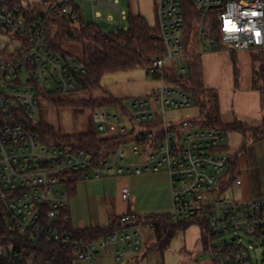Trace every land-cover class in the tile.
Masks as SVG:
<instances>
[{
	"label": "built area",
	"instance_id": "2783aa9c",
	"mask_svg": "<svg viewBox=\"0 0 264 264\" xmlns=\"http://www.w3.org/2000/svg\"><path fill=\"white\" fill-rule=\"evenodd\" d=\"M90 1L95 21L100 3L120 10V27L128 18L117 3ZM156 15L165 51L147 70L160 85L134 98L133 111L125 104L114 106L115 113L108 106L94 108L98 131L117 144L97 156L76 145L48 143L37 127L40 100L77 88L87 73L83 59L52 48L56 19L85 23L74 0H42L34 7L24 0H0V235L69 248L83 264H104L111 249L120 261L140 249L138 227L149 216L131 210L105 236L77 238L65 229L71 220L69 181L165 170L172 185L169 215L199 226L201 256L207 254L215 264H256L238 233L264 234V199L241 201L223 194L227 187L243 184L235 158L221 149L222 131L196 124V117L172 115L194 105L195 99L176 78H168L167 65L175 60L179 64L174 74H188L187 38L188 47L195 44L201 55L263 50L264 0H156ZM128 143L133 144L129 159L124 148ZM122 198L130 200L128 188ZM230 233L234 237L225 238ZM14 248L11 239L1 242L0 258L16 263Z\"/></svg>",
	"mask_w": 264,
	"mask_h": 264
},
{
	"label": "rangeland",
	"instance_id": "374dc122",
	"mask_svg": "<svg viewBox=\"0 0 264 264\" xmlns=\"http://www.w3.org/2000/svg\"><path fill=\"white\" fill-rule=\"evenodd\" d=\"M41 1L24 0V4L34 7ZM104 1L109 4L117 3L120 9L128 14L127 20L122 23L121 27L120 10L118 8L108 4H96L95 10L100 13V17L95 21L92 2L90 0H74L85 24H94L108 34L115 33L120 28L128 27L130 14L141 16L151 27L157 26L156 0ZM195 40V35H193L192 43ZM206 44L205 41L204 45ZM192 45L189 46L190 51H187L191 62L193 61L191 55L194 56L198 51L196 45ZM193 48L197 51L192 52ZM63 50L68 56L82 58V45L79 42H67L63 46ZM235 56L239 69L238 85H236L231 51L226 52V50H215L202 54L201 63L204 83L206 86L217 88L220 92L222 120L224 123L241 118L250 125L261 127L264 125V108L260 105L258 89L253 86V77H256V85L259 88L264 87V54L260 53L258 49L238 50L235 51ZM178 64L175 60L170 61L167 65L168 74L175 75L174 73L178 70ZM188 71L189 65L187 64ZM169 79L167 82H171ZM159 85L160 79L154 77L145 67H137L126 71L106 72L102 76L101 87L99 88L83 89L77 87L68 93L55 94L53 99L42 98L36 119L40 120L44 125L53 126L57 132L63 135L95 132L103 136V133L98 131L94 122V108L79 101L90 98L113 97L122 99L126 109L133 111V99L148 95ZM243 108H246L249 112L244 111ZM106 109L112 113L117 112L114 106H108ZM172 115H176L181 119L195 118L199 116V109L196 105H192ZM224 135L222 151L239 159L237 176L243 180L240 188L244 199L246 201L264 199V137L259 140L249 138L245 140V143V137L241 133L228 132ZM132 146V143L124 146L126 152H128V159L132 157L130 153ZM133 161L136 162L137 157ZM148 173L153 174L158 179L168 180V174L165 170ZM118 178L119 176L114 174L89 180L76 177L77 190L70 197L68 203L75 228L107 227L110 220L119 214L117 213L119 207L117 203L119 202ZM237 192V189L227 187L223 194L232 199L241 200L238 198ZM189 224L192 225L191 223ZM149 228V224L138 227L141 246L139 250H136V253L127 252L119 263L113 262L109 257L106 263L133 264V254L138 255L139 264L162 263V250L150 248L156 239L154 238V232L149 230ZM234 235V233H230L225 238L232 239ZM238 235L241 237L244 246L250 250L252 261L256 264H264V234L239 232ZM75 264H83V262L75 260Z\"/></svg>",
	"mask_w": 264,
	"mask_h": 264
},
{
	"label": "trees",
	"instance_id": "16d2710c",
	"mask_svg": "<svg viewBox=\"0 0 264 264\" xmlns=\"http://www.w3.org/2000/svg\"><path fill=\"white\" fill-rule=\"evenodd\" d=\"M12 3H20L22 0H11ZM56 29L52 37V48L61 54H65L63 46L67 42H79L82 45V58L87 65V73L78 80V88L93 89L101 87V79L104 73L114 71H126L137 67H145L152 60L165 51L164 43L159 35L157 26L151 27L141 16L129 15V25L127 29L120 28L115 33H105L94 24L81 23L79 26L70 23L68 20H56ZM187 38V51L189 50ZM193 46V45H192ZM192 52H196L195 48ZM259 50V49H258ZM264 54V49L259 50ZM234 63V74L236 85H238L239 69L237 66L235 51H231ZM201 54L195 53L193 61L189 62V71L185 76L169 75L174 82L194 96L196 105L199 109V116L195 123L201 126H211L224 134L236 132L244 135L245 140L251 138L259 140L264 137V126L256 128L246 123L235 120L224 123L220 108V96L216 89L209 88L204 83ZM254 88L260 90L262 95V105L264 107V87L256 85V77H253ZM55 94L46 97L53 99ZM82 104L93 108L100 106H119L124 105L122 99L113 97L83 99ZM67 103V102H66ZM64 103V104H66ZM38 131L48 141L55 144H72L86 149L99 156L101 149L107 151L114 148L117 144L110 138L98 135L95 132H85L73 135H63L55 130L51 125H44L38 122ZM246 143V142H245ZM234 164L239 168L235 157ZM70 194L73 196L77 190V179L69 181ZM190 222L185 220H175L169 213L153 214L147 219V224L151 226L156 235V242L152 246L154 249L164 250L169 240L180 229H183ZM116 228V223L107 227H87L75 228L70 220L65 229L72 231L77 238L86 240H97L105 236ZM0 233H2L0 229ZM11 239L15 243L13 253L18 255L16 263H9L0 258V264H75L73 251L69 248L45 244L42 242L22 241L18 236L0 235V243H7Z\"/></svg>",
	"mask_w": 264,
	"mask_h": 264
},
{
	"label": "crops",
	"instance_id": "0c3cea01",
	"mask_svg": "<svg viewBox=\"0 0 264 264\" xmlns=\"http://www.w3.org/2000/svg\"><path fill=\"white\" fill-rule=\"evenodd\" d=\"M209 88H213L218 91L217 88L214 87H209ZM258 92L260 95L259 96L260 105L261 107H263L262 95L260 90H258ZM218 93L220 96L219 91ZM220 108H221V97H220ZM243 109L244 111H248L246 108ZM221 113H222V108H221ZM236 120L242 121L247 125H250L241 118H238ZM253 127L260 128L258 126H253ZM237 162L239 165L238 158H237ZM148 172H153V171H147L141 174L130 173L124 175H117L119 176L118 185H117L118 198H119L118 199L119 202H117L119 204L117 213L119 214L110 220L109 225L112 223L117 224L119 217L122 214L127 213L131 210H135L139 214L145 216H150L153 214L156 215L162 213H169L171 211L173 205V198H172V185L169 175H168V180H161L153 176V174H149ZM240 187L241 186L235 188L238 191L237 192L238 198L241 199L242 201H246L243 197ZM124 188H128L130 191L129 201H126L122 198V191ZM69 213H70V209H69ZM70 217H71V213H70ZM191 224L192 225L189 224L185 228L178 230L176 234L169 240L167 247L163 251H161L162 263H158V264H215L207 254L204 253L203 257L201 256V252L203 250L202 233L198 225L194 223ZM149 230L154 232V230L151 227L149 228ZM154 238L156 239V235ZM155 242L152 243L150 248H152ZM113 250L114 249L109 250L107 255H105L104 264H107L106 260L109 259V257L113 262L116 263L122 261V259L120 261L114 260ZM130 252L136 253V251H130ZM132 258H134L133 264H139L140 259L138 255L133 254Z\"/></svg>",
	"mask_w": 264,
	"mask_h": 264
}]
</instances>
